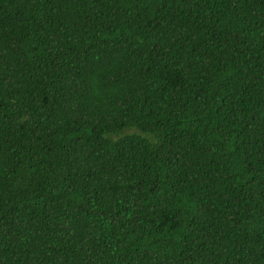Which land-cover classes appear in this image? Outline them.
<instances>
[{"label":"trees","instance_id":"1","mask_svg":"<svg viewBox=\"0 0 264 264\" xmlns=\"http://www.w3.org/2000/svg\"><path fill=\"white\" fill-rule=\"evenodd\" d=\"M0 264H264V0H0Z\"/></svg>","mask_w":264,"mask_h":264}]
</instances>
